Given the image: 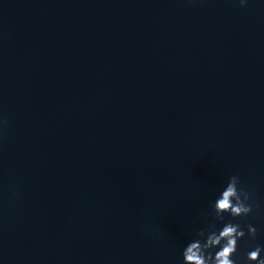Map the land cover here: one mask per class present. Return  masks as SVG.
Here are the masks:
<instances>
[{"label":"clouds","instance_id":"9594fccd","mask_svg":"<svg viewBox=\"0 0 264 264\" xmlns=\"http://www.w3.org/2000/svg\"><path fill=\"white\" fill-rule=\"evenodd\" d=\"M240 5H246L247 0H239ZM7 120L0 118V135H3ZM238 175L229 177L226 186L212 203V222L199 228L195 237L182 251V264H238L237 256L239 242L245 237L255 240L257 229L252 224L242 227L234 223L237 218L247 217L253 213L255 204L252 194L240 186ZM232 219L225 222V215ZM217 223L222 227L217 229ZM246 228V230H245ZM264 245H256L244 256L246 264H264Z\"/></svg>","mask_w":264,"mask_h":264}]
</instances>
